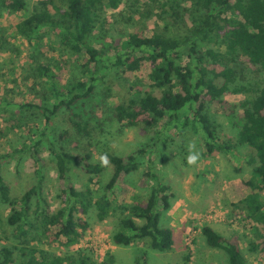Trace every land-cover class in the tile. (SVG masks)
<instances>
[{
    "label": "trees",
    "instance_id": "16d2710c",
    "mask_svg": "<svg viewBox=\"0 0 264 264\" xmlns=\"http://www.w3.org/2000/svg\"><path fill=\"white\" fill-rule=\"evenodd\" d=\"M169 1L174 6L165 24H155L148 35L133 31L114 38L95 29L102 22V9L116 8L119 0H36L31 5L28 0H0V14H16L12 31L33 48L22 79L30 80L29 93H41L40 103L18 102L15 109H8L13 101L0 98V112L7 115L2 117L10 122L9 130H25L35 112L27 113L33 109L44 123L28 144L14 150L29 151L34 184L15 194L0 164V264H96L84 250L68 249L78 229L88 227L80 215L90 213L99 221L114 216L117 226L111 239L116 245L172 249L174 232L162 222V211L171 207L175 192L159 179L150 158L152 146L110 153L100 137L106 123L152 132L164 140L170 127H188L202 138L208 155L224 156L238 165L236 171L244 160L251 166V176L235 206L257 224L247 242L249 252H264V86L241 83V72L235 68L245 58L253 69L264 70V0ZM178 1H189V8L175 10ZM45 40L60 52L58 58L41 49ZM12 45L8 37L0 36V51H10ZM145 69L146 85L137 80V72ZM113 71L119 76L116 80L109 78ZM245 90L253 93L238 104L225 98ZM111 96L117 103L97 116V106ZM211 107L220 108L224 117L236 116L235 135H218L220 123ZM56 122L65 125L59 128ZM242 146L250 149L247 157L236 152ZM45 149L47 158L41 156ZM96 154L98 159H93ZM142 163L146 171L139 186H149L148 194L116 205V191L129 190L127 178ZM48 165L59 183L55 206L43 185V167ZM77 167L89 176L88 182L107 169L111 173L96 190L88 184L78 189L72 180ZM201 233L210 247L226 252L228 264H250L236 240L226 239L210 225H204ZM57 242L67 248L64 254L40 246ZM190 257L187 250L183 264ZM135 264H148L146 253Z\"/></svg>",
    "mask_w": 264,
    "mask_h": 264
},
{
    "label": "rangeland",
    "instance_id": "374dc122",
    "mask_svg": "<svg viewBox=\"0 0 264 264\" xmlns=\"http://www.w3.org/2000/svg\"><path fill=\"white\" fill-rule=\"evenodd\" d=\"M28 1L31 5L36 0ZM103 1L107 3L109 0ZM177 3L175 10L180 12L190 6L189 1H178ZM171 5L173 2L169 0H119L116 8L102 9V22L96 26L95 31L105 32L108 37L113 36L114 38L133 31L148 35L155 24L162 26L169 20L168 16L172 12ZM15 17L16 14H0V36L8 37L13 43L12 46L15 47H11L10 51L7 49L0 51V98L6 97L11 102L13 101L8 109H15L18 102H41V93L39 91L34 94L29 93L30 80L23 81L22 79L23 67L27 64L33 48L26 38L12 31L11 26ZM41 49L48 57L54 59L60 55L54 45L47 44L46 40ZM183 54L186 55V50ZM63 58L65 56L61 57ZM235 68L241 72V83H247L253 87L264 86L263 69H253L245 58H240L235 63ZM147 72L148 69L137 72L139 83L144 85L149 83ZM114 73L116 71H113L109 78L116 80L119 76ZM118 80L122 81L121 78ZM36 90H40L39 87H36ZM252 93L253 91L246 90L241 93H228L225 98L232 104H238L245 98H249ZM101 97L97 96L99 101ZM116 103V97L107 98L105 104L97 106L95 114L102 116L104 111H109V107ZM211 111L217 117V123H220L218 135L222 136L224 133L229 136L235 135L236 123H238L236 116L224 117L218 107H211ZM239 111L237 108V112ZM32 112L35 113L29 118V124L25 130L23 128L7 129L10 122L4 120L2 116L7 117V115L0 112V164L4 178L15 194L23 192L36 182L29 151L26 153L14 151L20 149L25 143L28 144L29 138H34L37 131L44 126V123L39 121L40 117L36 110L28 111L27 115ZM56 123L59 128L65 125ZM104 128L105 132L100 137L103 146H106L110 153L127 154L141 145L150 144L152 146L150 158L155 162L154 169L159 179L169 184L175 192L171 207L167 211H162V222L171 226L174 232L173 247L170 251L159 252L140 245L127 247L116 245L111 239L117 226L114 216L110 215L99 221L95 213H90L89 216L80 215L87 220L88 227L83 231L78 229L79 235L75 243L68 247L69 250H84L83 253L91 256L96 264H135L138 256L143 253H146L148 264H183L187 250L191 252L188 264H228L226 252L210 247L201 233L204 225H210L226 239L236 240L250 264H264V252L254 254L249 252L247 247V242L249 238H253V230L257 224L247 218L246 212L238 210L235 206L245 193L244 181L251 176L250 165L242 160L241 170L236 171L234 168L238 165H232L224 156L208 155L202 138L188 127H170L166 140L161 135L155 136L152 132H144L137 128H122L114 123L112 125L106 123ZM236 152L247 157L250 149L242 146L238 147ZM41 156L47 158L48 150H41ZM98 156V154L94 155L93 159H98ZM102 157L105 158V155ZM43 169L45 193L55 206L57 205L55 195L59 187L57 175L49 165L44 166ZM145 171L146 165L142 163L137 171L128 176L129 190L126 193L116 191L114 195L116 205L129 204L134 196H137L139 200L145 198L150 188L139 186V180ZM110 173L111 169H107L94 177L93 182H88L89 176L77 167L73 169L72 180L78 189L88 184L96 190L99 185L107 182ZM261 198L264 200V187L261 191ZM62 241L65 242L66 239L63 238ZM40 246L57 254H64L67 249L59 242L53 245L43 243Z\"/></svg>",
    "mask_w": 264,
    "mask_h": 264
}]
</instances>
